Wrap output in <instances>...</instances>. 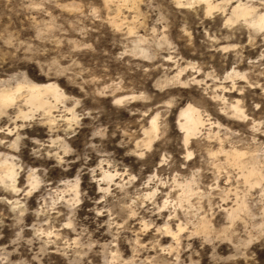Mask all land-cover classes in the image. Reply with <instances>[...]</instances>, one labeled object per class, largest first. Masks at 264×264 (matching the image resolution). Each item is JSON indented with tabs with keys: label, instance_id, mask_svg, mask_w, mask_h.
Masks as SVG:
<instances>
[{
	"label": "clouds",
	"instance_id": "clouds-1",
	"mask_svg": "<svg viewBox=\"0 0 264 264\" xmlns=\"http://www.w3.org/2000/svg\"><path fill=\"white\" fill-rule=\"evenodd\" d=\"M0 264H264V0H0Z\"/></svg>",
	"mask_w": 264,
	"mask_h": 264
}]
</instances>
